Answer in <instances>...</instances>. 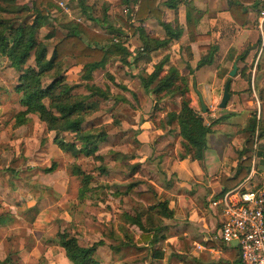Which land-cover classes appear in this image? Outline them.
<instances>
[{
    "label": "rangeland",
    "instance_id": "1",
    "mask_svg": "<svg viewBox=\"0 0 264 264\" xmlns=\"http://www.w3.org/2000/svg\"><path fill=\"white\" fill-rule=\"evenodd\" d=\"M186 1L194 4L192 0ZM31 2L32 0H16L20 6H30ZM55 2L58 5L60 2L65 3L70 16L60 11L52 13L54 37L47 42L49 53L58 40L64 37L65 30L62 26L69 22H79L94 31H101L97 24L84 16L83 8H88L94 19H101L106 12L113 25L124 28L127 32L125 38L129 41L127 44L130 48H138L140 45L136 33L126 26L130 25L135 29L142 24L133 20L131 11L128 13L122 0H55ZM158 6L162 11L165 9L160 1ZM128 8L131 10L135 6L129 4ZM243 30L245 36L241 34L234 38L235 41H232L234 48L231 47L226 55L219 56L218 51L215 53V61L212 64L217 71L215 95L221 97L226 82L229 81L231 85L233 81H237V87L231 88L233 89L231 94L236 96L246 94L245 98L253 103L252 107L249 106L250 109H246V117L250 116L247 119L250 120L259 114L263 121L258 93L264 88V53L260 51L261 40L254 23ZM50 31V29L41 31L40 38ZM228 32H232L231 28ZM204 47L201 45L197 49L199 60L204 57L201 53L208 52ZM242 57L244 60L239 61ZM156 58L155 55H150L133 63L132 57V62L128 66L111 63L106 71H97L93 74V83L101 88L109 86L110 91L108 100H95L98 101L97 110L87 116L84 124V128L93 133L106 134V140L99 144L97 153L101 160L84 157L74 159L59 150L52 143L54 133L48 132L35 115H29L23 126H15V116L22 110L18 103L19 95L15 92L18 74L9 68L5 59L0 58V261H4L3 264H55L54 261L48 263L43 256H48L46 250L52 248L55 261L58 255L62 258L64 250L55 241L56 234L61 231H68L77 236L78 243L83 247L101 241L103 245L98 248L95 257L98 264H153L158 261L152 257L155 252L163 254V264H212L213 256L204 251L203 244L200 248L191 247L192 250L188 253H177L173 241H169L173 240L175 235L163 227L165 220H159L156 212L150 210L147 197L126 195L128 187L133 185V192L149 191L160 199L163 196L159 189L160 185L177 180L173 174L168 180L166 173L159 168L160 160L158 162V156H155L159 148L153 145L162 140L154 142L153 134H149L144 142L138 137L141 133L139 127L145 122V117L159 127L167 113H177L181 107L180 97L162 96L157 110H153V97L143 90L141 78L151 73L154 65L161 60ZM240 62H244L243 65ZM186 65L189 63H185L182 57L173 67L188 77L191 107L207 125L217 119L223 120V114L228 113L227 108L219 109L220 101L217 104H207L203 98L208 110L207 113L201 111L193 82H196L199 93L203 91L198 88L194 72L192 76L188 75ZM234 65L236 74L229 77ZM171 66L172 64L167 61L164 70ZM62 70L63 68L60 72ZM80 71L73 61L66 59L61 75L73 88L74 93L86 95L88 92L80 79ZM105 72L110 74L119 87L112 85L104 76ZM205 75L201 73L200 76L204 78ZM208 80L212 79L207 77L200 86L202 88L204 85L207 86ZM43 82L47 84L49 78ZM240 86L246 90L242 92ZM261 87L263 88L260 89ZM242 119L235 130L238 137L249 123L246 119L243 125ZM218 124H213L212 128ZM175 133H169L174 140L165 149L174 148L175 138L178 136ZM70 137L65 135L66 141H69ZM260 141L264 142V139ZM260 141L258 140L257 147ZM263 142L260 144L261 149H264ZM179 146L181 153L178 155L181 157L185 152L184 148ZM72 165H77L92 177L89 185L91 192L82 201L78 198L80 178L72 175ZM51 168L53 170L47 173L46 170ZM255 168L256 171L258 169V175L253 178L252 188L264 185V176L259 171L260 164L255 165ZM233 186L229 185L228 188ZM125 217H138L141 224L150 231L154 227H162L161 233L165 239L151 249L146 247L147 244L140 242L142 232L129 224ZM190 256L191 261H188Z\"/></svg>",
    "mask_w": 264,
    "mask_h": 264
},
{
    "label": "trees",
    "instance_id": "2",
    "mask_svg": "<svg viewBox=\"0 0 264 264\" xmlns=\"http://www.w3.org/2000/svg\"><path fill=\"white\" fill-rule=\"evenodd\" d=\"M81 1V0H79ZM128 13L139 24L147 19H156L162 27L165 37L156 39L146 35L144 29L128 25L126 28L136 33L140 45L133 51L129 50L126 44V32L124 28L117 27L111 23L106 12L101 19H94L88 8H83L82 13L89 21L94 22L100 28V32L84 26L81 23L69 22L63 25L65 35L52 47L49 53L47 42L53 39L52 19L53 12H63L55 0H32L31 5H17L16 0H0V58L5 59L9 68L18 74V83L15 92L19 95V106L22 108L15 116V126L20 127L26 124L29 115H35L45 125L48 132L54 133L52 143L62 152L69 154L74 159L78 157L93 158L101 160L97 155L99 144L106 140L105 133H93L85 129L84 124L87 116L94 113L98 107V101L109 99V86L98 87L93 83V74L97 71H106L111 63L128 66L141 58H147L152 53L165 49L172 42L178 41L183 28L178 22V7L185 4V30L188 40L197 43L204 39L195 33L197 18L195 17V6L193 2L186 0H166L164 6L174 13V20L170 23L164 21V12L159 8V0H122ZM129 4L135 8H128ZM251 11L257 9L255 0H228V11L235 23L245 24L247 8ZM51 31L43 38H40L41 31ZM126 34V35H125ZM208 52L201 58L195 69L187 66L188 75L192 76L195 70L214 63L216 47L205 46ZM70 59L74 65L80 67V79L85 84L88 94H77L69 86L64 76L65 60ZM242 57L239 61H243ZM168 57L165 56L157 64L151 73L141 78L143 90L153 97L154 111L162 96H178L181 99L179 112L167 113L164 122L157 129H168V132H177L181 138V145L185 154L181 158L189 156L193 161H202L204 152L207 149L206 138L212 130L213 124H218L217 119L212 124H205L202 118L191 107L189 96L188 77L182 76L175 67L164 70ZM63 68L62 72L60 70ZM104 76L114 83L113 78L105 72ZM49 82L44 84V80ZM229 82V81H228ZM123 89V87H122ZM125 89V88H124ZM230 92V89H229ZM260 108L263 114L259 118L257 128V141L264 139V88L258 93ZM225 118V115H223ZM249 123L239 133L244 140V146L240 151L228 148V159L238 161L237 170L233 178L222 177L223 191L227 192L229 183L235 187L240 185L250 175L252 160L255 156L261 158L260 168L264 171L263 148L258 147L260 153L255 152V131L256 119L250 118ZM65 135L71 136L66 141ZM53 170L47 169L49 173ZM72 175L80 178L78 198L80 201L87 198L91 192L89 187L92 177L82 171L77 165L71 167ZM232 187V189H233ZM133 185L128 187L126 195L137 198L146 196L151 211H155L160 217L167 218L170 215L165 202L157 199L156 195L149 191L133 192ZM126 221L138 227L142 232V239L147 245H155L159 239L161 227H154L151 231L146 229L138 217H125ZM56 244L64 250L66 259L71 264H98L96 261L97 250L103 245L101 241L83 247L78 243L77 236L68 231H61L56 234ZM192 244L186 237L178 240L177 251L188 253ZM238 249V248H236ZM239 252V250H238ZM154 259H161V253H154ZM6 261V260H5ZM4 261H0L3 264Z\"/></svg>",
    "mask_w": 264,
    "mask_h": 264
},
{
    "label": "crops",
    "instance_id": "3",
    "mask_svg": "<svg viewBox=\"0 0 264 264\" xmlns=\"http://www.w3.org/2000/svg\"><path fill=\"white\" fill-rule=\"evenodd\" d=\"M159 1L164 5L166 0ZM192 1H194L195 4V17L197 18L195 33L198 36H205V39L197 43H191L188 40V35L185 30V4L182 3L178 7V22L183 28L181 38L178 41L169 44L167 48L151 54L155 55L157 57L156 59H162L165 55H167L168 61L172 64V67L179 60L181 61V58L183 57L185 63L188 62V66L191 69H195V64L199 61L197 49L201 45L211 46V44H213L214 47L216 46L217 48V55H226L231 47L234 48V44H232L234 38L244 34L245 31L243 29H247L250 24H256L257 12L256 10L251 11L249 7L247 8L248 13L246 14L245 24L242 27L240 23H235L230 16L228 11V0ZM163 12L164 21L166 23H170L174 20V13L172 10H168L165 7ZM141 27L144 29L146 35L152 38L163 39L165 37L162 27L154 19L147 20L141 25ZM230 28L232 32H228V29ZM135 48L129 47V50L133 51ZM260 51L261 53H264V45L260 47ZM201 54L205 56L207 52ZM247 59L249 62V58ZM240 63L243 65L244 62ZM79 68L80 67H78V69ZM183 70L187 69L183 68ZM180 72V74L184 76L183 72ZM201 73L206 74L204 78L200 76ZM260 74L261 73H259V76H261ZM194 77L198 82V88L206 93V96L204 97L206 103L217 104L221 100L222 95L221 97L215 95L217 88V71L214 69L213 65L204 66L199 70H195ZM207 77L212 80H208L209 82H206L208 85H204L202 88L200 84H202V81L207 79ZM236 83L237 81H233V83L229 86L230 101L226 107V112L228 114L224 113L228 116L221 120L216 127H213L211 129L212 132L207 135V149L204 152V158L202 161H193L189 158V156L182 159L178 155L181 153L179 145H181L180 142H182L179 136H176L175 138L176 142L173 149H165V147L168 146L172 140H174L173 137L169 135L170 132H168L167 128L156 129L153 126V123L148 121L146 117L144 118L145 122L139 127L141 133L138 137L142 140V142L148 139L149 134H153V136H155L154 142L162 140L157 142L156 145H153V147L155 146L159 148V151L155 152V156H158V162L160 160L159 168L162 172L166 173L168 180L172 174L176 175V179L178 180H173L171 183H163L162 186L160 185V188L158 187L163 192V196L158 200L167 204V208L170 213L167 218L159 217V220H165L163 227H166L170 233L172 232L175 235L173 240L169 241H173L176 251L178 240L181 237H186L188 241L191 242L192 248L194 246H198L200 248V245L203 244V249H205L204 251L213 256L211 257L214 260L212 264H240L238 249H236L233 245L224 244L220 240L219 229L221 213L220 210L212 208L209 203L212 198L218 197L222 194V177L225 176L227 178H233L236 173L238 161H232L230 158L228 159V148L232 147L235 151H240L243 148L244 140L237 136L238 133H236L235 130L236 126L240 124L242 118L243 125H245L246 119L250 117H246V109H250L249 106H253V103L245 98L246 94L241 93L239 94L240 96L231 94L233 90L231 88L237 87ZM241 88L243 89L242 92L246 90L243 86ZM262 88L263 87L260 89ZM254 91L255 90L253 89V94ZM248 120L249 119H247V121ZM158 134L162 137L158 138ZM175 134H177V132ZM262 142L263 141H260L259 145ZM262 150L264 152V149ZM257 153H260V150L258 151V147ZM174 157L177 159H174ZM261 162L262 160L260 157H254L249 177L238 186L243 185V187L252 188L253 178L258 173V169L256 171L255 165H258V163L260 164ZM259 171H261L264 176L262 168H260ZM229 185H232V183H229L227 186ZM254 187L258 188L261 186L258 185L253 186V188ZM161 231L162 227L160 229V235L163 237ZM164 239L165 237L159 239L157 243ZM147 246L150 249L153 247V245H146V247ZM52 251V248L46 250V253L49 255L43 256L46 261L48 260V263H51L52 261H54L55 264H65L69 262L65 257V253H63L62 258L58 255L57 261H55L56 257H53ZM177 253L180 252L177 251ZM162 255L163 254H161V259H155L159 262L157 261L153 264H163ZM175 258L177 259L178 256H175ZM191 258V256L188 257V261H191Z\"/></svg>",
    "mask_w": 264,
    "mask_h": 264
},
{
    "label": "built area",
    "instance_id": "4",
    "mask_svg": "<svg viewBox=\"0 0 264 264\" xmlns=\"http://www.w3.org/2000/svg\"><path fill=\"white\" fill-rule=\"evenodd\" d=\"M257 4L256 31L261 46L264 45V0H255ZM63 13L70 16L65 3L60 2ZM256 119L255 152L257 153ZM253 162V160H252ZM249 177V176H248ZM214 209L220 210V240L227 245L236 243L240 264H264V186L246 188L237 186L209 201Z\"/></svg>",
    "mask_w": 264,
    "mask_h": 264
},
{
    "label": "water",
    "instance_id": "5",
    "mask_svg": "<svg viewBox=\"0 0 264 264\" xmlns=\"http://www.w3.org/2000/svg\"><path fill=\"white\" fill-rule=\"evenodd\" d=\"M236 74V66L234 65L233 66V69L232 71L229 73V77H234ZM229 82H226L225 85H224V88H223V93H222V97H221V100H220V103L218 105L219 109H225L226 106H227V103L228 101L230 100V92H229ZM193 89L195 91V93L197 94V97H198V100H199V103H200V108H201V111L203 113H207V107L204 103V97H205V93H199L197 90H196V86H195V82H193ZM233 246L236 247V243H233L232 244Z\"/></svg>",
    "mask_w": 264,
    "mask_h": 264
}]
</instances>
